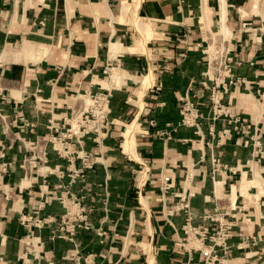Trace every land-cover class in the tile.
I'll list each match as a JSON object with an SVG mask.
<instances>
[{
  "label": "crops",
  "instance_id": "crops-1",
  "mask_svg": "<svg viewBox=\"0 0 264 264\" xmlns=\"http://www.w3.org/2000/svg\"><path fill=\"white\" fill-rule=\"evenodd\" d=\"M220 17L227 40L219 34ZM210 43L237 62L233 76L243 83L229 86L222 103L249 129L243 137L229 131L209 149L207 101L194 134L178 125L177 99L196 86L205 70L199 49ZM111 71L118 84L110 83ZM98 87L110 89V112L100 144L82 141L95 158L92 169L69 185L66 162L48 149L44 165L21 168L32 146L44 144L47 120L60 123L81 106L80 93ZM0 95V165L10 164L0 170V264H69L74 245L80 264H199L197 253L177 246L181 217L161 215L183 189L193 193L195 215L229 202L239 208L229 212L236 220L230 264H264V148L249 142L256 135L264 143V0H0ZM126 126L133 127L131 151L124 149ZM225 128L222 121L212 125L214 133ZM209 153L235 173L211 180ZM243 175L251 182L248 196L232 201L226 194ZM163 176L171 179L166 194ZM41 183L56 195L61 185L82 196L92 230L79 231L72 244L50 241L49 228L20 226L19 216L36 207ZM62 213L56 200L45 199L41 215ZM30 237L43 243L34 257L22 254Z\"/></svg>",
  "mask_w": 264,
  "mask_h": 264
},
{
  "label": "built area",
  "instance_id": "built-area-1",
  "mask_svg": "<svg viewBox=\"0 0 264 264\" xmlns=\"http://www.w3.org/2000/svg\"><path fill=\"white\" fill-rule=\"evenodd\" d=\"M245 24H241L243 29ZM222 37V35H220ZM205 59V70L201 73L200 79L195 85H189L187 92L177 99L179 121L178 125L184 128L194 129V134L198 133L202 115L200 106L202 101L208 103L209 122L208 136L213 142L206 143L210 149L221 145L222 135L232 131L240 137L248 134L249 126L235 113L231 107L222 103V95L227 92L229 86L235 87L242 84L241 79L233 76V68L237 65L230 50L223 47H215L213 44L206 45L199 49ZM106 67L110 66L109 64ZM109 78V76H108ZM110 89L101 88L95 92L83 91L78 95L81 106L75 110H69L68 117L59 123L53 118L46 122L44 144L33 145L29 156L22 160L20 167L25 163L34 165L36 162L44 165L46 163L47 149L52 151L56 157L66 162V173L68 184L75 180L82 179L85 172L92 169L95 158L90 153L82 150V141L90 139L95 145H99L107 132V119L109 115ZM2 96L0 95V100ZM87 101V102H86ZM222 121L227 128L214 133L213 123ZM152 124V123H150ZM164 132L158 133L162 135ZM251 147L264 148V143H260L258 136L249 137ZM243 143L246 144V141ZM2 147H0V159L3 158ZM78 161V166L74 167V162ZM10 164H1L0 170L5 172ZM57 177L63 176L62 171L55 170ZM235 171L223 165L216 154L209 153V174L211 180L215 176ZM190 180L191 175H187ZM43 183L38 187L39 200L36 207L18 218L19 225L30 229L41 230L50 229L49 240H62L73 244L75 235L79 231L89 232L92 230L88 220L91 212L89 207L81 204L82 196H77L68 190H64L61 185L57 189L62 192L55 194V191L42 190ZM171 179L163 176L160 190L163 194L170 192ZM171 194V193H170ZM176 201L162 205L161 215L168 221L170 217L178 215L181 217V238L177 241V246L186 253H197L199 264H230L229 239L233 236L232 228L236 225L235 218L229 216V212H240V209L231 205L227 209L214 208L212 211H203L195 215L190 207V199L193 193L189 189H183L174 195ZM53 198L63 209V213L55 218L53 216H43L40 214L44 207L45 199ZM195 221L197 223H195ZM97 236H102V232L95 230ZM43 243L39 238L30 237L25 239L22 254H29L32 257L41 252ZM69 264H80V256L74 245L73 253L68 257ZM56 264V263H49Z\"/></svg>",
  "mask_w": 264,
  "mask_h": 264
},
{
  "label": "bare ground",
  "instance_id": "bare-ground-1",
  "mask_svg": "<svg viewBox=\"0 0 264 264\" xmlns=\"http://www.w3.org/2000/svg\"><path fill=\"white\" fill-rule=\"evenodd\" d=\"M222 1V0H221ZM221 17H222V14H221ZM220 17V19L221 20H219L220 21V26L222 27V31H223V33L226 35V36H229V31L225 28V25H224V22H223V19ZM113 48L114 47H116V46H112ZM114 50V49H113ZM116 50V49H115ZM113 53H116V52H114L113 51ZM113 56H115V55H113ZM112 58H114V57H112ZM151 79V78H150ZM114 80V79H113ZM118 80V79H117ZM115 81V80H114ZM147 81V78H146V80H145V82H144V85H146V82ZM147 87V86H146ZM146 90V89H145ZM144 92V91H143ZM140 93H142V92H140ZM140 97H141V94H140V96H139V100H140ZM143 97V96H142ZM141 97V98H142ZM138 101V100H137ZM132 129H133V127H132ZM132 129H131V127H129V126H126V130L122 133V138L125 140V142H126V145L124 146V148H125V150L126 151H131L132 149H133V146H132V144H131V141L133 140L132 138H133V132H132ZM253 182V181H252ZM251 182H250V179H247L246 177H245V175H243V177H242V180H241V182H240V184H239V186L238 187H235V186H231L232 187V189H231V187H230V189H231V194H226V197L229 195L232 199H233V201L235 200V197H236V195L238 194V193H240L241 195H244V196H248V194H247V190H248V188H250V186H251V184H250ZM255 183V182H254ZM254 186H255V184H253ZM214 192H215V188H214ZM215 195H216V193H215ZM256 198H258V197H256Z\"/></svg>",
  "mask_w": 264,
  "mask_h": 264
},
{
  "label": "rangeland",
  "instance_id": "rangeland-1",
  "mask_svg": "<svg viewBox=\"0 0 264 264\" xmlns=\"http://www.w3.org/2000/svg\"><path fill=\"white\" fill-rule=\"evenodd\" d=\"M219 28H220V30H219V34L220 35H222V37H223V39H228V36H226L224 33H223V31L221 30L222 29V27L219 25ZM218 28V29H219ZM217 29V30H218ZM108 76V75H107ZM108 78V77H107ZM110 78H111V81H110V83L112 82V84H118V78H117V74H115L113 71H111L110 72ZM113 78H115V81H113ZM107 80H109V78L107 79ZM106 81V80H105ZM104 87H107L106 86V84H102ZM87 102V101H86ZM125 141V140H124ZM131 144H132V146H133V140L131 141ZM126 145V142H124V146ZM122 146V145H121ZM125 149V148H124ZM231 198V197H230ZM232 199V198H231ZM229 201V200H228ZM232 201H233V199H232ZM229 204L231 205V206H233V204H231L230 202H229Z\"/></svg>",
  "mask_w": 264,
  "mask_h": 264
}]
</instances>
